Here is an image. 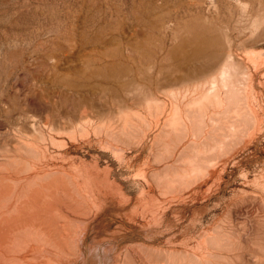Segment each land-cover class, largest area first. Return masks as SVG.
I'll use <instances>...</instances> for the list:
<instances>
[{
	"label": "bare ground",
	"instance_id": "6f19581e",
	"mask_svg": "<svg viewBox=\"0 0 264 264\" xmlns=\"http://www.w3.org/2000/svg\"><path fill=\"white\" fill-rule=\"evenodd\" d=\"M54 10L0 81V264H264V0Z\"/></svg>",
	"mask_w": 264,
	"mask_h": 264
},
{
	"label": "rangeland",
	"instance_id": "374dc122",
	"mask_svg": "<svg viewBox=\"0 0 264 264\" xmlns=\"http://www.w3.org/2000/svg\"><path fill=\"white\" fill-rule=\"evenodd\" d=\"M64 1L65 0H0L1 82L12 71H16V73L19 74L21 73V71L17 69H19L21 63L23 62L21 60V55L27 52L25 50L27 49V43L30 37V29L34 25L40 26L49 22V17H51L53 14V9H55L54 11H56L57 8L63 6V4L74 5L79 0H66L65 2ZM7 43H9L10 45ZM24 48L26 49L23 50ZM18 55L20 58L18 57ZM11 60L13 61L11 62ZM2 78L4 79L2 80Z\"/></svg>",
	"mask_w": 264,
	"mask_h": 264
}]
</instances>
